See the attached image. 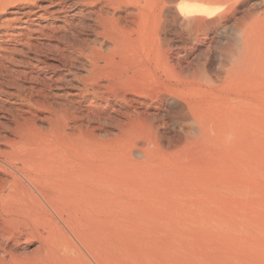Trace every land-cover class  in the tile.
Segmentation results:
<instances>
[{
    "label": "bare ground",
    "instance_id": "6f19581e",
    "mask_svg": "<svg viewBox=\"0 0 264 264\" xmlns=\"http://www.w3.org/2000/svg\"><path fill=\"white\" fill-rule=\"evenodd\" d=\"M77 1L97 9L90 27L94 38L78 43L76 67L82 72L74 75L76 85L48 95L47 127L37 116L21 120L17 114L9 135L0 138V264H112L113 234L139 231L127 230L131 227H153L156 233L169 228L168 250L174 251L182 237L176 229L187 226L192 209L209 206L194 196L174 203L181 185L198 181L218 189L214 193L233 187L238 192L239 181L221 172L238 166V148L251 144L257 117L264 116V39L252 10L232 24L238 0ZM228 23L232 35L219 50L217 66L207 56L194 66L187 63L202 36L214 29L221 37ZM205 50L199 56L209 53ZM82 107L97 126L82 123ZM162 111L187 128L186 146L200 151L191 158L183 142L182 150L190 152L179 155L206 167H197L199 173L177 170L170 183L149 174L132 187L143 170L130 172L125 160L143 158L140 147L150 141L139 126L147 123L156 134ZM105 125L117 127L114 138L123 140L118 143L126 151L98 148L95 130ZM220 146L229 150L221 153Z\"/></svg>",
    "mask_w": 264,
    "mask_h": 264
},
{
    "label": "rangeland",
    "instance_id": "374dc122",
    "mask_svg": "<svg viewBox=\"0 0 264 264\" xmlns=\"http://www.w3.org/2000/svg\"><path fill=\"white\" fill-rule=\"evenodd\" d=\"M96 9V6L90 7V5L81 4L77 0H0V138L9 135V131L13 127L12 125H14V119L17 114L19 117L22 116L21 120L33 119V116H37L43 121L40 125L43 127L48 126L45 118L48 115L46 102L51 98L48 95L52 92L62 94L71 91L72 87L76 85L74 75H77V72L80 71L76 67L78 43L85 39L91 40L94 38L91 29L94 27L92 12H95ZM246 10H252L253 16L256 15L258 18L256 19L254 16L257 21L256 31L261 32L257 33L264 39V0H238L235 4L236 14L234 13L235 19L232 24L238 22ZM232 24H227L226 33L221 37L215 34L214 29L212 30L214 33L208 31L206 34L208 36H202L201 41L198 44L196 43L191 50L192 52L190 51L191 53L189 52V55L186 56V61L190 60L187 63H191L190 65L194 66L201 59L204 61L203 58L207 56L211 60L212 65L214 67L217 66V63L222 59L219 50L231 38ZM173 39H176V37ZM208 41H210L209 43L211 45L209 46L211 48L207 47ZM204 50H209V53L207 51L205 53H208L207 55L204 54L205 56L203 55V57L199 56ZM262 76L261 79L263 80ZM68 82L71 84L69 85ZM57 98L55 97L54 99ZM85 103L83 102L82 105H86ZM82 108L84 110L82 111V123L97 126L91 122V118L88 117V112L85 113L84 107ZM172 109L175 108L172 107L170 110ZM163 113L162 118L157 121L158 130L160 131L157 130L156 134L152 133L155 132V128L149 131L147 123L145 125L142 124L144 127L142 125L139 126V129L141 128L139 131L143 132L140 134L150 142L140 147L142 151H145L143 153L141 151L143 158L142 156L141 158L133 156L134 159L129 158L125 160V165L130 172H137L138 169L143 170V174L140 177L132 180V187L142 184L144 176L148 177L149 174H156L163 182L166 180L167 183H170L171 179L169 177H172L171 174L177 170L185 174L192 173L193 171L199 173L201 170L199 169L198 172L197 167L201 169L202 167H206L205 165L201 167L200 164L202 163L198 166V163L194 162L195 159H191L192 161L190 160L191 163H189L190 158L187 159L188 157L186 155L183 157L182 151L187 154L189 150L191 151V146H186L188 142L186 141L188 135L186 132L187 128L181 124H175L172 119L170 120L171 116L168 113L165 111ZM257 119V126L254 127L256 130L253 129V139L250 141L251 144L249 143L251 146L247 143V145L245 144L246 147L243 145L242 149L238 148L237 153L241 156H239L238 161L240 163H238V166H232L234 170L227 168L229 169L228 171L233 170L230 174L226 170L221 172H224L226 177L234 178L236 182L239 181L241 184L237 187L240 188L237 189L239 191L233 193L235 187L232 186L234 189H229L228 191L225 188L222 189L221 194L214 193L218 189L209 183L198 181L181 185L179 195L174 203L194 196L195 199H198L203 204L207 201L205 205L208 206L209 204V206L205 207L204 205V207L209 212L205 208L204 211L206 213L202 208V211L199 209L196 210L197 208L191 210L190 213L192 216H190L192 218L188 220L187 226L185 227L183 225V227L176 229L177 234L180 233L179 235H182V237L177 242L176 249L172 252L168 250V248L173 249V244L170 242L172 233L166 227L158 228V233L154 232L153 227H131L127 228V230L139 231L113 234L111 238L113 252L112 264H264V116L259 115ZM171 123L173 129L170 126ZM146 127L148 128L146 129ZM182 127L183 130H181ZM117 130V127L112 125H105L103 129L95 130L96 134L99 132L98 137L100 140H97L98 143H101L98 148H104L112 154L113 151L115 153L118 150L128 149V146L123 147L122 144L119 145L118 142L122 143L123 140L114 138L119 133ZM147 130L148 132L146 134ZM103 138L107 139L105 140ZM108 138L112 139L113 142L111 144V139L107 141ZM156 139L160 140L158 141ZM160 141L163 143H160ZM183 142L185 145L182 144ZM103 143L106 144L103 146ZM112 143H114L113 146ZM156 145L159 146H157L158 149L155 147ZM182 145H184L183 148L186 146L185 149L190 146L189 150H182ZM147 146L150 149L152 147V153L148 151L150 149L146 148ZM220 147L224 148V146ZM156 149L157 151H154ZM192 150H194L191 151L194 154L190 156L189 153L187 156L195 158L196 147L192 146ZM222 150L227 152L229 147L228 149L224 148L219 150L221 153H224ZM176 151L180 152L178 153ZM198 152L200 153V151ZM177 153L178 155L182 153L179 156L182 158L186 157L185 159L188 162L185 159L181 161V157H179L180 161H178ZM144 155L146 159L148 158L147 161L149 162L146 161L148 165L142 162L146 160L144 159ZM130 159L133 161L131 162ZM133 163L135 165L134 167L132 166ZM161 164L166 166L162 167ZM242 164L246 167H243ZM149 167L155 169L153 171L154 173L150 171ZM170 168V173H164L167 169L169 171ZM172 170L174 171L172 172ZM155 171L158 173H155ZM198 194L204 197H197ZM211 220H214V223ZM188 236H193L194 238H189ZM180 246L182 247L180 248Z\"/></svg>",
    "mask_w": 264,
    "mask_h": 264
}]
</instances>
